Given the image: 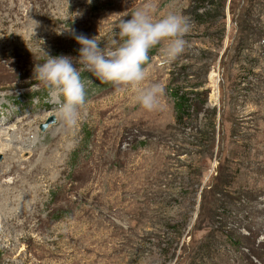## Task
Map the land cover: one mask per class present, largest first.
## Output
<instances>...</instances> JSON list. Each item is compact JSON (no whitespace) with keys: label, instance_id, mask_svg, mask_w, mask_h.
Masks as SVG:
<instances>
[{"label":"rangeland","instance_id":"obj_1","mask_svg":"<svg viewBox=\"0 0 264 264\" xmlns=\"http://www.w3.org/2000/svg\"><path fill=\"white\" fill-rule=\"evenodd\" d=\"M148 2L190 22L175 60L149 52L139 87L159 83L158 105L84 73L87 103L65 126L32 79L40 49L76 57L71 30L110 43ZM19 127L40 143L12 176L0 169V185L16 182L0 191L40 188L38 215L0 222V264H264V0H0V134ZM40 158L47 175L27 182Z\"/></svg>","mask_w":264,"mask_h":264},{"label":"clouds","instance_id":"obj_2","mask_svg":"<svg viewBox=\"0 0 264 264\" xmlns=\"http://www.w3.org/2000/svg\"><path fill=\"white\" fill-rule=\"evenodd\" d=\"M152 7L148 2L127 15L129 19L121 17L113 27L110 43H103L98 35L89 37L71 30L79 45L76 57L53 56L40 49L43 62L34 63L32 79L57 98L54 111L65 126L78 123L80 109L87 103L86 83L91 81L84 73L117 90L136 88L133 99L144 110L151 111L158 105L162 93L159 83L139 87L146 79L149 52L159 48L166 60H175L185 51L184 36L190 30V22L173 12L156 18Z\"/></svg>","mask_w":264,"mask_h":264},{"label":"bare ground","instance_id":"obj_3","mask_svg":"<svg viewBox=\"0 0 264 264\" xmlns=\"http://www.w3.org/2000/svg\"><path fill=\"white\" fill-rule=\"evenodd\" d=\"M3 130H4V128H3ZM0 131H2V130L0 129ZM26 134H28V135H26ZM0 135H1V138H0L1 142L2 141H8L10 144H12V145H7L4 143L5 144L4 145V144H1V142H0V155H3L5 157V160L3 162V166L0 164V169L5 167V166H8L9 171L6 175H7V177H10L15 172H18L17 170L20 169V166H22V164H24V163L27 164V162H26L27 160H23V158H22L23 154L30 153L32 158L35 157L36 154H35L34 149L36 148V145L40 143V141L36 136H34L35 134L32 131H30V130H29V132L25 131V127H19L15 131L11 130V129H7L6 131L1 133ZM29 143L32 144L31 145L32 150H30V151L27 149L18 148L15 146V145L23 146V145H27ZM42 157H44V156H42ZM41 158L38 161L37 165L34 167V169L31 170V174H29V175L24 174V178H28L27 182H29L30 179H31L30 182H33L35 180V177L37 176V172H38V175L39 174L42 175L43 173H44V175H47L49 168L46 167L45 162ZM49 160L52 162H55L56 161V154H52L51 157H49ZM55 166H57V165H55ZM34 173H35V177H32V175ZM2 179H5V176L0 177V182H2ZM45 179H46V177L44 178V180ZM25 182H26V180H25ZM27 182L25 184H28ZM15 183L16 182L13 180L12 183L1 184L0 188H3V187L8 188L10 186H15ZM21 183L24 184L23 182H21ZM24 188L25 189H23L21 192H19L18 195H13L12 190H9L6 188H4V190L0 191V222H1V224L3 222L5 224V221H6V223H11V224H14L13 222H16L19 220H25V221L29 220L30 221L38 215V213H36V211H37L36 206L38 205V202H39L38 196L40 195V192H41L40 188L36 187L35 189H29V187L27 188V185H25ZM11 189H13V188H11ZM16 193H18V191ZM29 198H30V201L28 200ZM31 198H33V199H31ZM33 209H34V211H33ZM17 227H19L21 230H24L26 226H25L24 222H22ZM1 228H2V225H0V231H1ZM20 239L21 238H18L17 240L20 241Z\"/></svg>","mask_w":264,"mask_h":264},{"label":"trees","instance_id":"obj_4","mask_svg":"<svg viewBox=\"0 0 264 264\" xmlns=\"http://www.w3.org/2000/svg\"><path fill=\"white\" fill-rule=\"evenodd\" d=\"M174 98L177 100L176 109L179 115H184L187 111H189V100L187 99V94H183L180 90H177L174 94Z\"/></svg>","mask_w":264,"mask_h":264},{"label":"water","instance_id":"obj_5","mask_svg":"<svg viewBox=\"0 0 264 264\" xmlns=\"http://www.w3.org/2000/svg\"><path fill=\"white\" fill-rule=\"evenodd\" d=\"M54 122H55V120L54 119H51L49 122H47L46 124H44V125L41 126V130L42 131H45L49 127V125L50 124H53Z\"/></svg>","mask_w":264,"mask_h":264}]
</instances>
